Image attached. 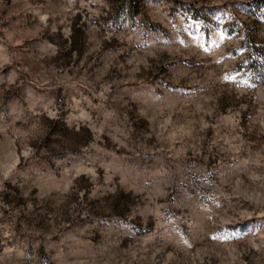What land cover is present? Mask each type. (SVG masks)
<instances>
[{"label": "rangeland", "instance_id": "1", "mask_svg": "<svg viewBox=\"0 0 264 264\" xmlns=\"http://www.w3.org/2000/svg\"><path fill=\"white\" fill-rule=\"evenodd\" d=\"M253 0H0V264H264Z\"/></svg>", "mask_w": 264, "mask_h": 264}, {"label": "trees", "instance_id": "2", "mask_svg": "<svg viewBox=\"0 0 264 264\" xmlns=\"http://www.w3.org/2000/svg\"><path fill=\"white\" fill-rule=\"evenodd\" d=\"M249 6L250 9L251 8H254L255 10L263 9V12L260 14L264 17V0H253Z\"/></svg>", "mask_w": 264, "mask_h": 264}]
</instances>
